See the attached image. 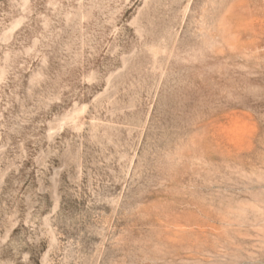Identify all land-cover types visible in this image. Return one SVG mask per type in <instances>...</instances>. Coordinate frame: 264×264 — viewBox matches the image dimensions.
I'll use <instances>...</instances> for the list:
<instances>
[{
  "label": "rangeland",
  "instance_id": "rangeland-1",
  "mask_svg": "<svg viewBox=\"0 0 264 264\" xmlns=\"http://www.w3.org/2000/svg\"><path fill=\"white\" fill-rule=\"evenodd\" d=\"M0 264H264V0H0Z\"/></svg>",
  "mask_w": 264,
  "mask_h": 264
}]
</instances>
